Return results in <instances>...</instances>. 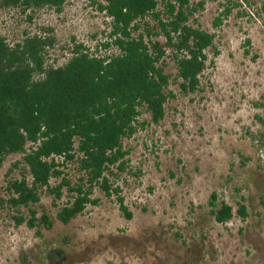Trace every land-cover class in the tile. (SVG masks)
I'll use <instances>...</instances> for the list:
<instances>
[{
	"label": "rangeland",
	"instance_id": "rangeland-1",
	"mask_svg": "<svg viewBox=\"0 0 264 264\" xmlns=\"http://www.w3.org/2000/svg\"><path fill=\"white\" fill-rule=\"evenodd\" d=\"M91 1L101 3L65 0L59 12L48 7L23 13L0 8V37L9 46L24 35L51 37L43 67H59L72 46L93 52L108 33L109 19ZM263 1L190 0L203 6L187 24L213 35L216 55L213 49L205 52V67L193 93L179 90L170 55L162 60L168 76L165 92L172 95L163 105V118L152 124L141 114L138 121L146 125L122 140L127 153L123 171L113 169L107 178L111 189L117 187L130 220L118 211L114 194L105 197L97 188L91 195L97 203L86 205L66 225L55 220V213L69 196L63 190L60 199L53 200L40 192L35 217L43 211L53 225L49 230L36 228L37 235L36 229L14 225L13 217H26L25 210L3 203L0 264H264ZM224 8L229 13L213 28V19ZM143 22L154 28L149 18ZM113 53L114 48L105 52ZM21 156L9 155L0 164V199L7 197L6 181L24 174ZM14 162L18 164L12 167ZM63 170L75 179L74 163ZM210 193L232 212L243 205L246 217L216 224L208 215Z\"/></svg>",
	"mask_w": 264,
	"mask_h": 264
},
{
	"label": "trees",
	"instance_id": "trees-1",
	"mask_svg": "<svg viewBox=\"0 0 264 264\" xmlns=\"http://www.w3.org/2000/svg\"><path fill=\"white\" fill-rule=\"evenodd\" d=\"M64 2L0 0V8H18L23 13L48 7L59 12ZM91 4L109 19L106 37L93 52L80 44L72 46L70 57L59 67H43L51 37L24 35L12 46L0 37V164L9 155H22L24 167L18 179L6 181L7 197L0 199V207L4 203L15 211L25 210L26 217H13L15 226L49 230L53 222L43 211L35 217L33 207L40 192L59 200L63 190L69 197L56 210L55 220L66 225L86 205L97 203L91 199L93 188L105 197L114 194L118 211L130 220L131 213L118 197L117 187L111 189L107 178L113 169L123 171L127 153L122 140L146 125L138 121L141 114H147L152 124L163 118V105L172 95L165 92L168 76L163 73L162 60L170 55L179 90L193 93L205 67V52L213 49L212 55H216L213 35L187 24L202 9V2L161 0L159 10L156 0ZM260 10L264 13V1ZM228 13L224 8L213 19L212 27L217 28L220 17ZM146 17L154 28L143 22ZM26 19L30 21L29 16ZM139 25L141 31L132 37ZM156 37L162 41L154 40ZM110 48L115 53L105 54ZM96 49L102 53L96 54ZM69 163L75 164V179L64 173ZM50 179L55 181L52 186ZM207 207L216 224H225L232 216L246 217L243 205L238 204L232 212L229 205L216 202L215 193H210Z\"/></svg>",
	"mask_w": 264,
	"mask_h": 264
}]
</instances>
